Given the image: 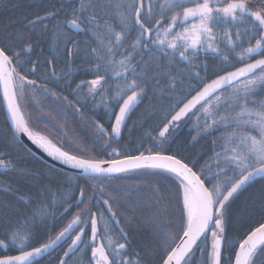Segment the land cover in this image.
<instances>
[{"label":"snow or ice","instance_id":"snow-or-ice-1","mask_svg":"<svg viewBox=\"0 0 264 264\" xmlns=\"http://www.w3.org/2000/svg\"><path fill=\"white\" fill-rule=\"evenodd\" d=\"M69 2L71 3L72 0ZM252 2L253 0H227V3H219V0H165L162 8L169 11L182 9V12H174L166 22V27H157L161 25L163 15L161 19L155 21V24L150 23L154 17L151 0L147 12H145L144 0H78L77 6L72 7L65 14V19H57L59 13L56 11H48L28 21L26 30L30 26V30L35 31L37 26L43 25L42 31L46 33L49 31L48 21L56 19L50 46L55 49L63 41V50L70 58H75L81 51L72 33L90 35L95 41L96 46L91 47V51L87 52L86 56L89 60L95 58L99 61L95 65L97 78L81 81L73 92H79L83 87L89 86L88 91L93 98L101 91L105 92L101 103L106 109L113 102L118 106V113L109 109V114L115 116L110 132L102 124L93 122L96 129L95 138L107 137L105 149L112 147L111 142L121 136L122 128L126 125L131 112L142 102L150 80L154 82V90L160 93V98L169 101L174 99L173 93L177 92L178 85L183 88V78L186 73L190 81L197 82L195 86L191 83L187 85L189 95L195 92L191 99H187L186 96L175 98L172 107L164 114L162 127L156 126L158 134L153 135L152 131L146 133V136L154 142L147 154L141 151L139 155H128L123 159L120 158L121 153L116 148H112L108 153L109 159L81 158L77 154L61 150L44 136L33 132L22 115L20 101L25 96L26 85L39 86L36 80L28 79L29 73L34 74L37 71V62L19 59L21 55L30 53L33 46L29 42L22 50L16 52H9L7 48L0 47V89L15 132L24 133L53 159L81 170L89 179L130 171L161 173L171 179L180 214L176 217L178 229L172 237H165L162 240L167 251L163 264H191L194 247L198 246L201 237L206 238L208 230L212 231L210 253L212 264H221L223 248L232 243L228 241L226 234L228 209L232 200L250 183L257 179L264 180V99L256 98L258 93L264 91V0H259L254 10ZM113 18L118 21L120 31H116L109 24V20ZM238 21L247 23L243 32L237 26ZM219 27H223L222 32L214 31ZM232 27H237L235 36L229 31ZM134 29L138 35L131 45V51L125 55L120 50L125 39ZM244 36L248 37L247 48L243 47ZM20 38L23 39L22 36ZM8 39H11V36ZM252 39H255L254 45L251 44ZM222 42H225L224 47H221ZM238 48L241 50L237 51ZM117 53L121 55L119 60L115 59ZM201 54L205 56L212 54L214 59H219L220 63L226 66L221 70L223 74L216 72L215 78L209 79L201 78L199 71L193 72L194 68L200 67L197 61ZM136 55H140V60L133 63ZM233 56L242 66L236 67L231 63ZM255 56L261 58L253 60ZM27 63L33 65L30 70L25 69ZM181 63L185 64L186 68L177 70V66ZM229 65L234 70H228ZM102 67L104 74L100 75ZM18 69H24L23 73ZM174 70H177L175 75ZM204 71L207 73V65H204ZM109 73L111 78L117 81L118 90L114 95H109L111 88L105 90L102 84ZM52 75L56 76L54 70ZM56 78L60 79V77ZM165 78L166 82L162 85L161 81ZM120 81L123 83L120 84ZM44 91L45 93L48 91L46 81ZM52 95L55 96L56 93L53 92ZM185 100L187 102H184ZM180 104L183 106L179 107ZM177 108L179 110H176ZM76 111H80V108H76ZM189 113L195 117L197 127H200V121L203 119V128L198 135L209 134L214 130H225L218 137V140L224 142L213 149L215 170L211 163L206 162L197 172L194 170L197 164L195 160L190 165L177 154H166L163 147L153 152L157 145L163 146L166 143L172 129L177 127L178 122ZM216 143L214 141V144ZM0 168L16 170L11 161L6 162L3 158H0ZM210 181L214 182L209 183ZM0 191L16 197L17 203H32L31 194L17 196L19 188L4 185ZM100 191H103L102 187ZM136 194V192L130 193V195ZM62 195L63 201L66 202L69 199L68 194ZM84 196V190L81 189L79 197L76 198L78 208L85 202ZM48 197H52L50 204ZM35 198L39 207L31 215L17 212L16 226L5 233L4 239H0V247L8 248L9 243H6L8 241L18 248L19 254L0 258V264H38V257H43L50 249L57 246L75 227L81 223L86 225L88 219L91 220V241L85 243L86 229L81 227L79 234L72 239L68 249L65 250L64 257L78 249L84 252L91 247L94 264H141L138 256L133 258L124 255L127 248V234L123 229H120V234L125 242L116 246L115 259L109 261L105 246L102 244L98 246L95 243L99 236L98 225L105 218L102 213L99 216L97 213H91L90 217L85 215L89 211L87 207L77 213L55 238L50 237L47 242L28 250V246L36 238L29 225L36 223L43 225L49 216V207L54 209L58 203H61L55 199L49 189L40 190L35 194ZM153 199H156V204H153ZM103 204L108 206L107 211L111 213L108 218L109 223L115 221L118 227L119 220L112 210L110 200L103 199ZM145 204L154 211L158 210L159 198L155 191ZM3 207L5 205L0 203V208ZM7 207L15 209L17 205H7ZM67 210L65 208V211ZM9 223H13L11 219ZM104 231L105 234L108 233L109 224H104ZM181 231L182 236L179 237L181 242L168 250L169 241L175 240ZM238 243L234 262L230 259L229 264H258V262L264 264V223L250 229L246 238ZM80 244H84L83 249L79 248ZM112 244L111 238L107 237L109 249L112 248ZM60 264L67 262L61 258Z\"/></svg>","mask_w":264,"mask_h":264},{"label":"trees","instance_id":"trees-1","mask_svg":"<svg viewBox=\"0 0 264 264\" xmlns=\"http://www.w3.org/2000/svg\"><path fill=\"white\" fill-rule=\"evenodd\" d=\"M258 2L259 0H253V10ZM77 3L78 0H72L71 3L69 0H0V47L7 48L9 52H16L22 50L30 42L33 46L32 51L21 55L19 59L21 61L30 59L37 62V71L34 74L29 73L28 79L36 80L39 86H25V96L20 101L22 114L33 132L44 136L61 150L77 154L81 158L109 159L108 153L112 151V148H116L121 153L120 158L128 155H139L141 151L147 154L154 142L146 136V133L152 131L153 135L158 134L156 126L162 127L164 114L172 107L175 98L186 96L188 99L194 92L189 95L187 85L191 83L195 86L197 82L190 81L186 73L183 78V88L178 85L177 92L173 93L174 99L169 101L166 98H160V93L154 90V82L150 80L146 93L142 97V102L131 112L126 125L122 128L121 136L118 140L111 142L112 147L105 149L104 144L107 137L104 139L95 138L96 129L93 122L102 124L110 132L112 124L115 122V116L109 114V109L118 113V106H115L113 102L106 109L105 105L101 103V98L105 96V92L101 91L93 98L88 91L89 86L83 87L79 92H73L76 85L89 78V75L97 76L95 65L99 61L95 58L89 60L86 56V53L91 51V47L96 46L95 41L90 35L72 33L81 51L75 58H70L68 53L63 50V41L55 49L50 46L53 41L52 29L57 23L56 19L48 21L49 31L46 33L42 31L43 25L37 26L35 31H31L30 26L26 30L29 20L35 19L37 15L42 16L48 11L58 12L57 19H65V14L72 7H76ZM164 3L165 0H151L154 17L150 23L155 24V21L161 19V15H163L161 25L157 27H166V22L169 21L175 11L182 12V9L169 11L162 8ZM219 3H227V0H219ZM148 4L149 0H144L145 12H147ZM109 24L116 31H120L119 23L115 18L110 19ZM237 26L243 32L247 23L238 21ZM214 31L220 33L223 31V27L216 28ZM229 31L235 36L237 27H232ZM137 35V31L132 30L125 39L120 52L126 55L131 51V45ZM9 36L11 39H8ZM21 36L23 39L20 38ZM243 40V47L247 48L249 46L248 37L244 36ZM224 43H221V47H224ZM251 44H255V39L251 40ZM240 50L237 49V51ZM120 58V53H117L115 59L119 60ZM145 58L147 59V57ZM259 58L261 57L255 56L252 59ZM139 60L140 55H136L133 63ZM49 61H53V63H49ZM197 63L200 67L194 68L193 72L199 71L201 78H215L214 73L221 72L223 74L221 70L226 67L220 63L219 59H214L212 54L208 56L201 54ZM231 63L235 64L236 67L242 66L235 56L232 57ZM204 65H207V73L204 71ZM32 67L33 65L30 63L25 64V69L30 70ZM184 68L186 65L183 63L177 66V70ZM53 70L56 73L55 77L52 75ZM177 70L173 71L174 75ZM228 70H233V68L229 65ZM18 71L23 73L24 69H18ZM65 73H70V75L65 76ZM99 74H104L103 67ZM56 77H60V79ZM45 81L47 93L44 91ZM165 82L166 78L161 81L162 85ZM119 83L122 84L123 81ZM102 84L105 90L111 88L112 91L109 95H114L118 90L117 81L111 78V73L105 81H102ZM200 86L202 87V85ZM53 92L56 93L55 96L52 95ZM64 97L68 99L64 100ZM256 98L264 99V91L258 93ZM182 105L180 104L179 107ZM76 108H80V111H76ZM3 112L0 93V158L6 162L11 161L16 169L11 171L0 168V188L4 185L19 188L20 191L17 196H29L31 194L32 203H17L16 197L0 191V203L5 205V207L0 208V239H4L5 233L16 226L17 212L23 215H31L39 207L35 194L42 189H49L54 194L55 199L61 203H58L54 209L49 207V216L43 225L41 223L29 225L36 238L32 240L28 250L47 242L50 237L55 238L77 213L82 212L87 207L89 211L85 215L90 217L91 213H97L99 216L102 213L105 218L98 225V238L102 241L112 261L115 259L116 246L119 243H124L125 239L114 223L108 221L109 216L105 210L103 199H109L112 210L119 220L120 229H123L127 234V248L124 255L133 258L138 256L141 264L163 263L167 251L162 240L165 237H172L178 229L176 217L180 214L176 205L173 182L166 177V174L132 171L110 177L98 176L89 179L88 176L75 175L54 168L33 155L14 136ZM168 118L170 119V116ZM201 123L202 121H200V127H197L195 117L189 114L185 119L178 122L177 127L172 129L166 143L163 146L157 145L153 152L163 147L166 154H177L190 165L195 160L197 164L194 170L197 172L206 162L211 163L213 170H215L213 149L214 147L218 148L219 144L224 142L218 140V137L225 130H214L209 134L198 135L203 128V123ZM230 130L228 129V131ZM214 141L217 143L214 144ZM213 182L210 181L209 183ZM101 187L103 188L102 192L100 191ZM81 189L85 193V202L80 204L78 208L76 198L79 197ZM154 191L159 198L157 211L148 208L145 204V201L152 197ZM131 192L137 194L130 195ZM64 193L69 196L66 202L63 201L62 194ZM93 196L96 199H90ZM51 198L48 197L49 204ZM152 202L153 204L157 203L156 199H153ZM7 205H17V208H8ZM65 208L68 210L65 211ZM9 219L13 223H9ZM263 222L264 180L257 179L241 191L230 204L226 234L228 241L232 243L223 248L221 264H229L230 259L234 262L235 250L239 246L238 242L246 237L250 229L258 227ZM104 224H109L107 234L104 231ZM84 226L85 224L81 223L79 229ZM86 227L84 241L89 243L91 241L90 219H88ZM180 236H182V231L178 233L175 240L169 241L168 250L176 246ZM107 237L113 241L111 249L107 246ZM70 241L71 239L54 250L47 258L38 261V264H59ZM6 243H9V247H0V257L11 256L19 252L16 246H12L8 241ZM211 243L212 231L207 233L206 238L203 237L193 250L191 264H212ZM83 248L84 244L80 249ZM90 262H92L91 247H88L84 252L78 250L69 258L67 264H90Z\"/></svg>","mask_w":264,"mask_h":264},{"label":"water","instance_id":"water-1","mask_svg":"<svg viewBox=\"0 0 264 264\" xmlns=\"http://www.w3.org/2000/svg\"><path fill=\"white\" fill-rule=\"evenodd\" d=\"M0 92H1V97H2V103H3V106H4V113H6V115H7V119H8V122H9V124H10V126H11V129L13 130V133L16 135V137L19 139V141L21 142V143H23L25 146H26V148L32 153V154H34L36 157H38V158H40L41 160H43L44 162H46V163H48V164H50L51 166H53L54 168H57V169H60V170H63V171H66V172H68V173H72V174H75V175H83V176H87L86 174H83L82 173V171L81 170H79V169H75V168H73V167H71L70 165H66V164H64V163H62L61 161H59V160H56V159H53L51 156H49L43 149H41L40 147H38L36 144H34L31 140H29L28 139V137L24 134V133H18V132H15V129H14V127L12 126V123H11V118H10V116L8 115V113H7V107H6V104L4 103V101H3V92H2V89H0ZM184 119V118H183ZM121 159H123V158H121ZM105 167H107V165H105ZM130 172H132V171H130ZM127 173H129V172H127ZM120 173H114V174H111L110 176H115V175H119ZM121 174H125V173H121ZM110 176H107V177H110ZM99 177H105V176H99ZM105 206V209H106V211H107V208H108V206L107 205H104ZM107 213H108V215H109V217L111 216V213H109L108 211H107ZM114 222V224H115V221H113ZM116 226V225H115ZM119 227V226H118ZM76 229H77V227H75V229L73 230V231H71V233L70 234H67L66 236H65V238L64 239H62L59 243H58V245L57 246H55L53 249H50L49 250V252L48 253H46L44 256H46L47 254H49L50 252H52L55 248H57L58 246H60L61 244H63L65 241H66V239L68 238V237H70L71 236V234H73L74 233V231H76ZM208 232H210V230H208L207 231V233ZM206 233V234H207ZM79 234V233H78ZM75 238V237H74ZM203 237H201V239H202ZM246 238V237H245ZM181 241H179L177 244H179ZM200 241H198V243H199ZM102 243H101V241L98 239V242H97V245L99 246V245H101ZM82 244H80L79 245V248H80V246H81ZM195 248V247H194ZM68 249V248H67ZM77 251V250H76ZM75 251V252H76ZM106 251V250H105ZM75 252H71L67 257H64V255H63V259L64 260H66V262H67V259L71 256V255H73ZM106 254H107V252H106ZM43 256V257H44ZM42 257H38L37 258V260H39V259H41ZM235 259V258H234ZM212 260V259H211ZM222 260V259H221ZM109 261H110V259H109ZM111 262V261H110Z\"/></svg>","mask_w":264,"mask_h":264},{"label":"flooded vegetation","instance_id":"flooded-vegetation-1","mask_svg":"<svg viewBox=\"0 0 264 264\" xmlns=\"http://www.w3.org/2000/svg\"><path fill=\"white\" fill-rule=\"evenodd\" d=\"M96 78H97V76H94V74H93V75H89V78H87L86 80L84 79V81H90V80H92V79H96ZM79 226H80V225H79ZM83 228L87 229L86 225H85ZM76 232H77V233L80 232L79 227L77 228ZM90 232H91V229H90ZM75 235H77V234L74 233V234H73V237L70 238L71 241H72V239L74 238ZM85 236H86V235H85ZM85 236H84V238H85ZM67 241H68V240H66L63 244H65ZM71 241L68 243V245L71 244ZM63 244H61L60 246H58V247L55 248L54 250H57V249H58L59 247H61ZM68 245L66 246L65 250H67ZM54 250H53V251H54ZM53 251H52V252H53ZM52 252H50V253L47 254L46 256L42 257V258L39 259L38 261H40V260H42V259H44V258H47V256L51 255Z\"/></svg>","mask_w":264,"mask_h":264},{"label":"bare ground","instance_id":"bare-ground-1","mask_svg":"<svg viewBox=\"0 0 264 264\" xmlns=\"http://www.w3.org/2000/svg\"><path fill=\"white\" fill-rule=\"evenodd\" d=\"M11 25V24H10ZM1 93V92H0ZM1 101H2V97H1ZM2 105H3V103H2ZM3 109H4V106H3ZM5 112V111H4ZM3 112V113H4ZM22 112V111H21ZM23 115V114H22ZM5 117H6V119H7V115H6V113H5ZM7 121H8V119H7ZM8 124H9V122H8ZM9 126H10V124H9ZM11 127V126H10ZM12 130V129H11ZM13 131V130H12ZM15 137H16V135H15ZM17 138V137H16ZM18 139V138H17ZM19 140V139H18ZM23 144V143H22ZM24 145V144H23ZM54 145V144H53ZM25 146V145H24ZM26 147V146H25ZM57 147V146H56ZM40 159V158H39ZM41 160V159H40ZM41 161H43V160H41ZM44 162V161H43ZM44 163H46V162H44ZM47 165H50V164H48V163H46ZM51 166V165H50ZM53 167V166H52ZM264 223V222H263ZM74 233L75 234H78L76 231H74ZM73 233V234H74ZM73 234H71V236L70 237H68L66 240H69L70 238H72L73 237ZM76 236V235H75ZM74 236V237H75ZM29 250H31V249H29ZM19 254V252L18 253H16V254H14V255H18ZM64 255V254H63ZM63 255H62V257H63ZM74 255V254H73ZM7 256H10V255H7ZM61 257V258H62ZM70 257H72V255L70 256ZM69 257V258H70ZM0 258H3L2 256L0 257ZM69 258L67 259V262H68V260H69ZM61 261V260H60ZM59 264H60V262H59Z\"/></svg>","mask_w":264,"mask_h":264},{"label":"rangeland","instance_id":"rangeland-1","mask_svg":"<svg viewBox=\"0 0 264 264\" xmlns=\"http://www.w3.org/2000/svg\"><path fill=\"white\" fill-rule=\"evenodd\" d=\"M182 120H183V119H182ZM201 121H202V123H203V119H201ZM202 123H201V124H202Z\"/></svg>","mask_w":264,"mask_h":264}]
</instances>
